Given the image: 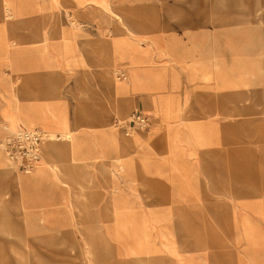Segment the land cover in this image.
I'll return each mask as SVG.
<instances>
[{"label":"rangeland","instance_id":"rangeland-1","mask_svg":"<svg viewBox=\"0 0 264 264\" xmlns=\"http://www.w3.org/2000/svg\"><path fill=\"white\" fill-rule=\"evenodd\" d=\"M109 1L135 35L97 0H0L11 84L35 62L73 119L54 124L50 93L13 92L0 138L44 139L30 170L0 148V264H264V0ZM71 138L79 152L57 154Z\"/></svg>","mask_w":264,"mask_h":264},{"label":"crops","instance_id":"crops-1","mask_svg":"<svg viewBox=\"0 0 264 264\" xmlns=\"http://www.w3.org/2000/svg\"><path fill=\"white\" fill-rule=\"evenodd\" d=\"M19 1H21L23 4L25 2V0H19ZM6 12H7V14L10 13V11L8 9L5 10L3 13H6ZM120 13L122 14L121 11H120ZM10 18L11 17H8V19H10ZM19 18H22V17H19ZM76 20H77V18H76ZM124 23H125V25H130V24H132V25L136 24L137 25L138 22L137 21L136 22H132V21L127 22L126 21ZM130 40H129L130 42H132V40H135V42L137 41L134 38H132ZM153 40H155V39H153ZM104 41H105V39H104ZM126 42H127V38H126ZM26 53L27 52H23L22 53V59H26V57H31L30 55L26 56ZM4 59H5L4 56H0V69H1L2 66H4ZM24 61H26V60H24ZM27 63L31 64V67H32V68H30L31 70H29V71L27 70L25 72H22V74L16 75L15 76L16 82L13 83V84H11V81L9 80L10 77H9V73L8 72H9L10 68H7V67L4 66L7 69L6 71L3 70V73L5 72L6 76L5 77L3 76L4 78L0 76V79H3V80L6 81L4 85H2V83H0V99L3 102V105L0 106V118L3 119L2 121L3 122L6 121V122L12 123L14 121V119H15V116H16V113H17V108H16V105H15V98H14V94H13L15 89H17L18 91H21L22 89L28 88V89H33V90H36V91H42V92H45V93L54 94V97H55V99L58 102V103L56 102L57 108L60 109L64 114H66L67 119H68L69 124H70L71 120H73V119L69 118L68 113H67L66 108H65L64 101H63L64 99H62V95L60 96V93H58L60 84L57 83L58 84L57 85L56 83L53 84L52 82H47L48 81L47 71L44 72L43 69H41L42 67L38 66V64H36L33 61L27 60ZM45 68H48V67H45ZM3 73H0V75H2ZM70 73L74 77V71L71 70ZM76 85H77V83H76ZM4 94L6 95V101L1 96V95H4ZM157 105H158V103H157ZM164 107H165V103H164ZM122 110H124V109H122L120 107V112L119 113H121ZM127 110L128 109H125V112ZM159 110H160V108H159ZM160 113H162V116H163L164 108H163L162 111H160ZM4 114L6 115V117H5ZM35 122H36V124H40L41 120H36ZM70 126H71V124H70ZM29 129H40L41 130L42 128L38 127V126H34L32 128H29ZM6 133L7 132H5V134ZM149 133H150V131L148 133L140 135V136L141 137H148ZM57 135H59V134H57ZM34 167H36V165ZM77 167H80V166L77 165L73 169L65 171L60 176V177H62V180H63L64 183L67 184L69 181H71V178L73 177L74 169H76ZM34 170H35V168H34ZM50 176L51 175L49 174V172L47 170L40 169V170H38V174L37 175L28 178L27 181L34 182V181H37V180H40V179L49 178ZM60 177H57V178H60Z\"/></svg>","mask_w":264,"mask_h":264},{"label":"built area","instance_id":"built-area-1","mask_svg":"<svg viewBox=\"0 0 264 264\" xmlns=\"http://www.w3.org/2000/svg\"><path fill=\"white\" fill-rule=\"evenodd\" d=\"M120 76L123 74L120 73ZM129 122L142 128L147 125L148 117L142 113H134ZM43 139L44 135L40 129H16L0 138V148L12 165L22 170H30L41 160Z\"/></svg>","mask_w":264,"mask_h":264},{"label":"bare ground","instance_id":"bare-ground-1","mask_svg":"<svg viewBox=\"0 0 264 264\" xmlns=\"http://www.w3.org/2000/svg\"><path fill=\"white\" fill-rule=\"evenodd\" d=\"M97 2H99L100 3V5L104 8V7H106L107 9H108V11H109V13L111 14V15H114V16H116V18L118 19V20H120V21H122V17H121V15H120V13L118 12V11H115V10H113V8H111L110 7V1L109 0H97ZM20 4H16V6H17V8H20L21 6H19ZM101 9V8H100ZM104 12V11H103ZM12 16V15H11ZM2 17H3V15H2ZM49 17V16H48ZM0 20H3V19H0ZM58 20V19H57ZM5 23V22H4ZM122 23H123V25L125 26V29L128 31V32H130L131 33V35H135L136 33L134 32V29L133 28H131L130 26H128V25H125V23L122 21ZM6 26V25H5ZM52 31V30H51ZM5 32V31H4ZM13 32V31H12ZM43 34H42V38H41V40L40 41H42V40H46V33L45 32H42ZM34 35H32V37H34L33 39L32 38H30V40L34 43V44H37L38 43V38L36 39V37H35V33H33ZM38 34H39V32H38ZM38 34L36 35V36H38ZM31 35V34H30ZM50 35V34H49ZM8 36V35H7ZM48 36V35H47ZM126 36V35H125ZM131 38H136V37H131ZM10 39V38H9ZM14 39V38H13ZM23 40H24V38H23ZM7 41V40H6ZM109 41H110V39H109ZM26 42V41H25ZM4 43H6L5 41H4ZM22 43V42H21ZM1 44V43H0ZM30 44V43H29ZM22 47V46H21ZM43 47V46H42ZM64 48H66V44L64 43L63 44V48H62V51L61 52H63V50H65ZM71 48V47H70ZM38 50V49H37ZM39 51V50H38ZM47 51V50H46ZM18 52V51H17ZM40 53H44V50H42V51H39ZM2 53V52H1ZM22 53V52H21ZM90 55V54H89ZM49 56V55H48ZM67 56V55H66ZM65 56V57H66ZM69 59V58H68ZM67 59V60H68ZM84 59V58H83ZM50 60V59H49ZM52 60V59H51ZM66 60V61H67ZM99 60V59H98ZM86 62V61H85ZM83 63V62H82ZM86 65H87V63H85ZM91 64H93V62L91 61ZM100 64V63H99ZM102 65H103V63H101ZM70 65V64H69ZM89 65V64H88ZM99 66V65H98ZM106 66V65H105ZM45 67H47V66H45ZM86 68V67H85ZM105 70V69H104ZM98 76V75H97ZM204 78H208L210 75L209 74H205L204 73ZM99 77H101V76H99ZM104 78V77H103ZM86 80V79H85ZM88 83V82H87ZM115 83V82H114ZM116 87V86H115ZM127 93V92H126ZM50 97H49V99L50 100H48L47 102H46V108H47V110L48 111H50V112H52L53 114H54V124L55 125H57V126H61V127H66V126H68V123H69V121H68V119H67V117L63 114V112L60 110V109H58L57 108V104H56V102H57V100L55 99V97H54V94H52V93H50ZM38 97H39V95H37ZM243 96V95H242ZM36 97V96H35ZM37 97V98H38ZM41 98V97H40ZM42 98H45V97H42ZM244 98V97H243ZM39 100H41V99H39ZM59 100V99H58ZM31 101V100H30ZM58 103V102H57ZM30 108V107H29ZM33 109H34V107H33ZM33 109H31V111L33 110ZM26 110V109H25ZM30 110V109H29ZM44 110V109H43ZM42 110V111H43ZM31 111H29L30 112V114H32L31 113ZM28 112V111H27ZM41 112V111H40ZM25 111L22 113L24 116H25ZM27 114V113H26ZM29 114V113H28ZM35 114V113H34ZM33 115V114H32ZM32 115L31 116H26L27 118H29V117H32ZM39 116V115H38ZM53 117V116H52ZM24 118V117H23ZM40 118V117H39ZM46 122H48V121H46ZM50 122V121H49ZM52 122V121H51ZM53 130V129H52ZM55 131V130H54ZM68 132H70V131H68ZM50 134V133H49ZM53 135H54V133H52ZM52 136V135H51ZM50 136V137H51ZM128 136V135H127ZM126 136V140L128 139V140H130V137H127ZM66 137V136H65ZM69 137H70V135H69ZM2 138V137H1ZM52 138H53V136H52ZM46 140V139H45ZM49 140V139H48ZM48 140H46V141H48ZM64 140H66V139H64ZM128 140H127V142H128ZM52 142V141H51ZM130 142V141H129ZM43 143H44V141H43ZM79 144H80V142L78 143V141L75 139V138H71V140H70V142L68 143V144H66V145H64V146H62V147H60V149L59 148H57L56 147V149H55V151H56V153L58 154V153H60L61 151H59V150H61V149H68V148H73L74 149V153H78L79 152ZM54 147V146H53ZM81 148V147H80ZM68 151H69V149H68ZM42 152H43V148H42V142H41V154H42ZM63 152V151H62ZM63 154V153H62ZM65 154V153H64ZM64 154H63V156H64ZM69 155H70V152H69ZM76 155V154H75ZM70 157V156H69ZM65 158V157H64ZM63 158V159H64ZM66 159H67V157H66ZM41 160H42V157H41ZM40 160V161H41ZM39 161V162H40ZM63 161V160H62ZM71 161V160H70ZM80 161V160H79ZM3 162H5V158L3 157V156H1L0 155V163H3ZM38 162V163H39ZM66 162V161H65ZM73 162V161H72ZM84 162V161H83ZM61 163V162H60ZM63 163V162H62ZM79 163V162H78ZM67 164V163H66ZM79 166L80 167H84V164H79ZM67 167H70V166H68L67 165ZM68 169V168H67ZM57 170V169H56ZM66 170V169H65ZM64 170V171H65ZM58 171V170H57ZM60 173V172H59ZM62 174H63V171H62ZM89 177H90V174H89Z\"/></svg>","mask_w":264,"mask_h":264}]
</instances>
